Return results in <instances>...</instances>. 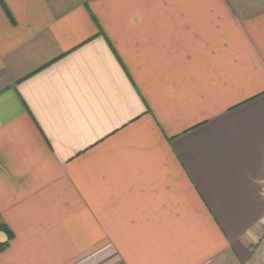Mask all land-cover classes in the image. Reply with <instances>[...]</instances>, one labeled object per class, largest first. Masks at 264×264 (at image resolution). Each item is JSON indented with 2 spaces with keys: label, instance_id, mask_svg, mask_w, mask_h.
Instances as JSON below:
<instances>
[{
  "label": "crops",
  "instance_id": "crops-1",
  "mask_svg": "<svg viewBox=\"0 0 264 264\" xmlns=\"http://www.w3.org/2000/svg\"><path fill=\"white\" fill-rule=\"evenodd\" d=\"M264 0H0V264H264Z\"/></svg>",
  "mask_w": 264,
  "mask_h": 264
},
{
  "label": "trees",
  "instance_id": "trees-1",
  "mask_svg": "<svg viewBox=\"0 0 264 264\" xmlns=\"http://www.w3.org/2000/svg\"><path fill=\"white\" fill-rule=\"evenodd\" d=\"M0 230L6 231L9 235V238L12 237V233H11L10 229L7 227V225L1 223L0 224ZM6 245H7V243H5V244L3 243V244H0V247L4 248V246H6Z\"/></svg>",
  "mask_w": 264,
  "mask_h": 264
},
{
  "label": "built area",
  "instance_id": "built-area-1",
  "mask_svg": "<svg viewBox=\"0 0 264 264\" xmlns=\"http://www.w3.org/2000/svg\"><path fill=\"white\" fill-rule=\"evenodd\" d=\"M261 225H262V227L264 228V217H263L262 220H261Z\"/></svg>",
  "mask_w": 264,
  "mask_h": 264
}]
</instances>
